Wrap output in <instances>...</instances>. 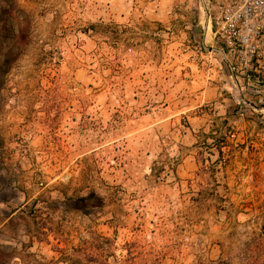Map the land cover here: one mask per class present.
<instances>
[{"label": "rangeland", "instance_id": "rangeland-1", "mask_svg": "<svg viewBox=\"0 0 264 264\" xmlns=\"http://www.w3.org/2000/svg\"><path fill=\"white\" fill-rule=\"evenodd\" d=\"M111 30L99 0H0V264H264V224L150 203L99 92Z\"/></svg>", "mask_w": 264, "mask_h": 264}, {"label": "crops", "instance_id": "crops-1", "mask_svg": "<svg viewBox=\"0 0 264 264\" xmlns=\"http://www.w3.org/2000/svg\"><path fill=\"white\" fill-rule=\"evenodd\" d=\"M99 23V92L150 203L193 227L262 226L264 66L236 67L204 0H99Z\"/></svg>", "mask_w": 264, "mask_h": 264}, {"label": "built area", "instance_id": "built-area-1", "mask_svg": "<svg viewBox=\"0 0 264 264\" xmlns=\"http://www.w3.org/2000/svg\"><path fill=\"white\" fill-rule=\"evenodd\" d=\"M204 1L209 4L216 38L236 58V67L264 66V0Z\"/></svg>", "mask_w": 264, "mask_h": 264}]
</instances>
